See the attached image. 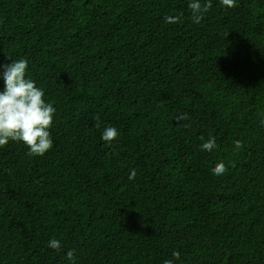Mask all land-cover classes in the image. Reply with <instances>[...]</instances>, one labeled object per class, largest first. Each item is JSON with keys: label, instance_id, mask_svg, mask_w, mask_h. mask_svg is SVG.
<instances>
[{"label": "trees", "instance_id": "1", "mask_svg": "<svg viewBox=\"0 0 264 264\" xmlns=\"http://www.w3.org/2000/svg\"><path fill=\"white\" fill-rule=\"evenodd\" d=\"M189 3L0 0L55 108L44 155L0 146V264H264V0Z\"/></svg>", "mask_w": 264, "mask_h": 264}, {"label": "clouds", "instance_id": "2", "mask_svg": "<svg viewBox=\"0 0 264 264\" xmlns=\"http://www.w3.org/2000/svg\"><path fill=\"white\" fill-rule=\"evenodd\" d=\"M221 3L229 8L235 6V0H221ZM188 7L192 10L194 23H199L211 7V0H190ZM168 23H175L179 17H166ZM28 62L25 59L12 61L3 67V91H0V146L6 145L9 140L22 141L29 149L30 155H44L51 147L49 128L52 124L55 108L44 100V91L36 87L34 81L25 76ZM264 123V121H262ZM118 135L114 127L105 128L101 139L111 142ZM237 149L242 147L240 141H235ZM203 150L211 151L216 147L215 139L210 137L201 145ZM227 171L224 163H217L212 169L215 175H222ZM136 177L133 169L129 175L132 180ZM50 248L59 250L60 241L51 239ZM69 260H74V250L66 253ZM173 257L179 258L178 252H173ZM164 264H173L166 260Z\"/></svg>", "mask_w": 264, "mask_h": 264}]
</instances>
